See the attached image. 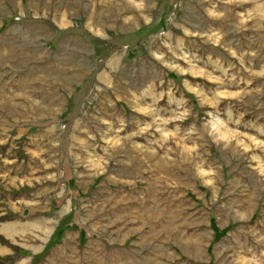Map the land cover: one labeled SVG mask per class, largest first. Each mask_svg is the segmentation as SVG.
Instances as JSON below:
<instances>
[{
	"label": "rangeland",
	"instance_id": "rangeland-1",
	"mask_svg": "<svg viewBox=\"0 0 264 264\" xmlns=\"http://www.w3.org/2000/svg\"><path fill=\"white\" fill-rule=\"evenodd\" d=\"M0 264H264V0H0Z\"/></svg>",
	"mask_w": 264,
	"mask_h": 264
},
{
	"label": "trees",
	"instance_id": "trees-1",
	"mask_svg": "<svg viewBox=\"0 0 264 264\" xmlns=\"http://www.w3.org/2000/svg\"><path fill=\"white\" fill-rule=\"evenodd\" d=\"M211 228H212L213 233L215 235L214 240H217V239L219 240L221 237H223L226 234V231L221 232L218 230L213 219H212V227Z\"/></svg>",
	"mask_w": 264,
	"mask_h": 264
}]
</instances>
